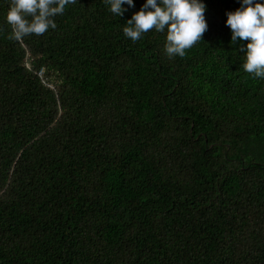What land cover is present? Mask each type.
I'll return each instance as SVG.
<instances>
[{"label":"trees","instance_id":"trees-1","mask_svg":"<svg viewBox=\"0 0 264 264\" xmlns=\"http://www.w3.org/2000/svg\"><path fill=\"white\" fill-rule=\"evenodd\" d=\"M145 2L77 0L18 42L0 0V264H264V78L225 23L241 0H200L183 58L166 30L125 36Z\"/></svg>","mask_w":264,"mask_h":264},{"label":"clouds","instance_id":"clouds-1","mask_svg":"<svg viewBox=\"0 0 264 264\" xmlns=\"http://www.w3.org/2000/svg\"><path fill=\"white\" fill-rule=\"evenodd\" d=\"M77 0H11L6 21L11 26L9 40L22 41L24 37L42 35L57 27L54 17L63 15L66 5ZM110 12L122 15L123 4L132 6L133 0H105ZM242 6L226 13V25L231 30V41H247L243 69L264 78V3L241 0ZM205 5L200 0H146L141 9L128 19L123 32L132 41L153 29L166 30L165 51L169 58H183L186 50L201 41L207 30Z\"/></svg>","mask_w":264,"mask_h":264},{"label":"built area","instance_id":"built-area-1","mask_svg":"<svg viewBox=\"0 0 264 264\" xmlns=\"http://www.w3.org/2000/svg\"><path fill=\"white\" fill-rule=\"evenodd\" d=\"M42 71H40L39 73L41 74Z\"/></svg>","mask_w":264,"mask_h":264}]
</instances>
